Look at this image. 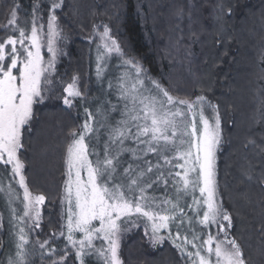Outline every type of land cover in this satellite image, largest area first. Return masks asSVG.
Returning a JSON list of instances; mask_svg holds the SVG:
<instances>
[{"label":"snow or ice","instance_id":"6c2138e0","mask_svg":"<svg viewBox=\"0 0 264 264\" xmlns=\"http://www.w3.org/2000/svg\"><path fill=\"white\" fill-rule=\"evenodd\" d=\"M63 2L51 0L46 25L39 0L33 5L30 29L28 19L18 18V6L0 25L12 33L0 39V172L13 178L6 188L0 183V193L7 202L9 224L18 229L15 256H10L7 264H34L31 258L37 246L42 250L41 260L58 255L47 264H65L68 258V252L57 253L49 239L28 247L31 242L26 227H41L46 197L32 193L20 158L34 106L44 102L46 91H52L47 86L55 71L56 43L61 37L57 9ZM109 33L105 26L99 35L97 59L115 53L123 60L125 72L118 92L124 102V118L113 126L106 116L101 121L85 108L83 124L70 132L60 201L65 222L52 238L63 237L79 264H87L85 258L90 256L103 264H124L120 256L122 233L138 227L143 219L150 244L155 247L171 240L185 264H247L240 245L229 239L232 220L218 201L216 153L221 121L217 106L203 95L195 100L174 96L156 80H150L151 86L145 84L143 69L134 59L124 58L119 43ZM45 47L47 60L42 54ZM102 71L98 65V77ZM63 92L68 108L84 98L76 77ZM208 109L215 113L211 118L206 114ZM101 128L107 139H101ZM125 153L130 159H121ZM161 187L164 194L157 197L155 192ZM17 201L22 205L19 210L13 206ZM212 226L217 228L215 234ZM162 231L167 236L161 235ZM9 232L12 234L11 229ZM97 240L101 241L99 246Z\"/></svg>","mask_w":264,"mask_h":264},{"label":"trees","instance_id":"16d2710c","mask_svg":"<svg viewBox=\"0 0 264 264\" xmlns=\"http://www.w3.org/2000/svg\"><path fill=\"white\" fill-rule=\"evenodd\" d=\"M35 2L0 0V25L18 6V18L28 19L30 29ZM39 2L46 25L51 0ZM57 14L62 50L47 86L52 91H46L44 102L34 106L20 157L30 190L46 197L44 212L54 217V231L61 219L57 210L66 179V145L70 132L86 119L80 104L73 108L64 105L63 88L78 77L86 98L93 95L96 69L93 73L92 64L99 45L96 33L103 31L97 30L103 25L119 43L124 58L141 65L149 80L158 81L174 96L193 100L203 95L217 106L222 135L218 187L232 218V237L247 264H264V0H64ZM10 34L0 28V39ZM43 52L47 60L46 47ZM177 75L184 81L174 85L171 78L176 80ZM1 173L0 182L7 187L13 178ZM13 187L22 193L14 182ZM2 206L0 201V262L7 245ZM34 233V237L40 235ZM50 246L57 253L66 247L64 243ZM135 250L136 260H131L128 254ZM66 251L65 264H79L74 250ZM40 253L32 256L34 264L59 258L44 256L41 260ZM120 256L124 264H183L171 244L150 251L143 230L121 237ZM86 262L103 264L93 256Z\"/></svg>","mask_w":264,"mask_h":264},{"label":"rangeland","instance_id":"374dc122","mask_svg":"<svg viewBox=\"0 0 264 264\" xmlns=\"http://www.w3.org/2000/svg\"><path fill=\"white\" fill-rule=\"evenodd\" d=\"M101 28L104 30L103 25L102 26H98L97 30L98 29H101ZM102 32L97 31V33H96L97 36L99 37V35ZM109 34L111 36V31H110ZM60 40H61V37L57 39V43H56V47L58 48V52H59V50H62V46H61L62 41H60ZM98 41H99L98 44L100 45L101 44L100 39ZM102 50L103 49L101 47V51ZM42 54L44 56H46L45 55V52H43V49H42ZM95 54H96V55H94V59L95 60H93L94 64H92V67H93V73H94V68L96 69V73L92 77L91 87H93L94 85H96V86H94L95 89L91 90V94L93 93V95L90 96L91 99L89 98V100H88V98H86L87 96L85 95V91L82 88L83 87V84L81 83V78L79 79L78 77H76L77 78V82H78V86H79L80 90L84 93V98H83V100H80V99L75 100L73 102V106L71 108L76 107L78 104H80L81 109L83 108L85 110V108H87L88 111H91L93 114L97 115V118L100 119L101 121H103L104 120V117L106 116L108 122L111 125L115 126L121 119L124 118L122 116V112L124 111V102L119 99L118 89H119L120 77L125 72V66L123 64L122 58L120 56H118L117 54H115V53H113L111 55V57H106V58H104V59H102L100 61H98V59H97V48L95 50ZM117 56H118V58H120L119 61L117 59ZM57 57H58V55H57ZM57 57H56V59H57ZM98 65L103 68V71H102L100 77L97 76V67H98ZM139 66L143 69V67L141 65H139ZM144 74H145V72H144V69H143V72L141 73V76L144 78L145 84H148L149 86H151L150 85V80L151 79L149 80L148 79V76L147 75H144ZM171 81H172V83L174 85L175 84L178 85V84H181L182 81H184V80H182V77H180V76L177 75L176 76V80H174V78L173 79L171 78ZM110 84H111V87H109ZM195 99H193V100H195ZM113 109H115V110H113ZM99 113H103V115H100ZM206 114L210 118L215 115V113H213L211 111V109H208L207 112H206ZM84 115H85V117L87 115V113L85 111H84ZM51 119L52 118H50V120ZM56 119H57V117H56ZM100 132L102 133L101 139L102 140L107 139V136H106V133H105V129L104 128H101L100 129ZM127 143H131V141H128ZM221 144H222V135H221V143H220V145L218 147V150H217V153H216V180H217L218 201H219V203H221L223 205V202H222V199H221V195H220V191H219V187H218V173H217L218 153H219ZM101 147H102V145H101ZM121 159H130V156H129L128 153H125L121 157ZM124 166H127V165L125 164ZM0 174H2V173L0 172ZM4 181H6V180H4ZM4 181H2V182H4ZM3 187L6 188V186H3ZM149 192L151 193V190H149ZM163 194H164V192H163V188L162 187L155 192V195L157 197H162ZM196 195L199 196V193L197 192ZM61 198L62 197H60V199L58 201V208L59 209L57 211L60 214L59 216L61 217V219H60V225H58L57 230L54 231V229H55L54 226L56 224L55 221H54V219H53L54 217L53 216L50 217V216L46 215L45 212H44L45 205H46V202H47V200H45V204L42 206L41 227L40 228H30V227H26V231H28L29 234H30L29 235V239H30V242H31L28 245V247H31L32 244H34L37 240L49 239L50 245H54V244L55 245L56 244H61L62 245L64 243L66 245V247H64L65 248L64 251H66L68 249L69 250H72L70 248V246H68L67 241L63 237L57 236L54 239L52 238L53 232H59L60 226L65 222L62 219L63 206L61 205V202H60L61 201ZM0 199H1L0 201L3 204V206L1 207L2 208L1 211L3 213V218L5 220V226H6L5 230H6V235H7V243H6L7 245H6V249H5L4 256H3L2 261L0 263L1 264H7V261L9 259V257L10 256L11 257H14L15 256V252H16V248H15V242H16L15 232L18 231V229L12 228V225L9 224V211L7 209V202H6V200H5L4 196H3V193H0ZM21 199H22V196H21ZM188 203L189 204L191 203V198L190 197L188 198ZM18 204H19V201H17L13 206L14 207H17L18 210H19V205ZM223 208H224V205H223ZM188 214L191 215L192 213L189 212ZM231 220H232V218H231ZM14 223H16V222L14 221ZM30 223L31 222H29V224ZM138 223H139V226L138 227H129V230L123 232L122 234H125L124 236L131 235V234L133 235L134 232H138L140 230H143V232L145 234V230H144V226H143L144 225L143 219H141L140 221H138ZM223 223L227 224L226 221L223 222ZM232 226L228 229L229 239H233V237H232V228L233 227ZM9 229H11L12 234H10ZM210 230H211V232L213 234H215L217 232L216 226H212V228ZM34 232L35 233H40V235L34 237L33 236V233ZM77 235H79V234H77ZM161 235L167 236V232L162 231L161 232ZM124 236H121V237L123 238ZM145 237H146L147 245H148L150 251H152V252L157 251L158 249L162 248L166 244H171L173 246L171 240L166 239L162 244L153 247L150 244V242L148 240V237L147 236H145ZM221 238H223V234L222 233H221ZM95 243L96 244L99 243L98 244V246H99L101 244V241L97 240V241H95ZM36 251L37 252H41L42 250H40L38 248V246H37ZM135 253H136V250L133 251V252L131 251L130 254H128L129 256H131V260H136V254ZM179 254H180V252H179ZM180 256H181V254H180ZM93 257L96 258L99 262H102V260H100L99 258H97L95 256H93ZM88 258L89 257H86L85 259L87 260ZM181 259H182V257H181ZM65 263H67V260H66ZM182 263L185 264V260L184 259H182ZM151 264H162V263L156 261V262L151 263Z\"/></svg>","mask_w":264,"mask_h":264}]
</instances>
